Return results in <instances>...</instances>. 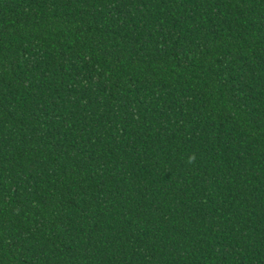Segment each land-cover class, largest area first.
I'll list each match as a JSON object with an SVG mask.
<instances>
[{
	"label": "trees",
	"instance_id": "1",
	"mask_svg": "<svg viewBox=\"0 0 264 264\" xmlns=\"http://www.w3.org/2000/svg\"><path fill=\"white\" fill-rule=\"evenodd\" d=\"M0 264H264V0H0Z\"/></svg>",
	"mask_w": 264,
	"mask_h": 264
}]
</instances>
